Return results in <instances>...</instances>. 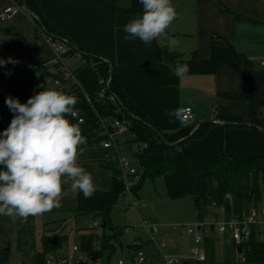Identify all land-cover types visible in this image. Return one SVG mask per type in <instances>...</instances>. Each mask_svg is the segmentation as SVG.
I'll return each instance as SVG.
<instances>
[{"label": "crops", "instance_id": "1", "mask_svg": "<svg viewBox=\"0 0 264 264\" xmlns=\"http://www.w3.org/2000/svg\"><path fill=\"white\" fill-rule=\"evenodd\" d=\"M115 2L121 9L130 7V0ZM172 4L177 16L166 34L177 39L173 44L166 45L158 39L146 45L139 38L125 39L124 26L136 16L111 15L95 0H40L44 18L70 45L68 64L75 78L64 88H57L53 84L57 74L51 65L53 50L44 36L37 35L25 0H0V13L5 9L13 13L8 22H0V47L22 38L24 53L42 66L35 73L29 72L34 69L21 74L0 70V107L7 105V97L19 98L25 87L35 86L41 91L46 87L64 91L76 85L102 100L101 77L95 62L100 58L117 73L127 96L159 132L171 134L185 128L187 125L172 113L191 107L197 118L193 131L202 123H212L204 136L189 141L193 148L208 157L225 155L238 161L264 157V131L252 125L254 119H264V0H172ZM228 46L245 60L222 66L214 74L187 73L177 77V64L166 60L167 52L177 55L180 64L194 55L208 60L213 48ZM228 118L241 122H228ZM127 134L133 138L131 132L121 137L123 151L133 146L137 149V145L126 144L131 139L125 138ZM78 163L91 173L97 187L103 191L111 189L117 167L113 153L99 145L86 146ZM77 204V192L69 182L64 185L61 206L50 212L29 216L27 222L0 216V264H46L53 256L45 255L43 238L56 235L67 238L60 254L68 253L72 245H79L86 253L103 252L101 224L93 230L89 229L91 224L81 225V221L91 217H78ZM142 219L136 209L127 211L122 206H116L113 213L114 223L122 228L137 225ZM165 227L170 253L189 254L169 241L170 228ZM214 236L216 230L208 239L215 241ZM136 237L145 238L143 233H131L112 241L116 252L111 258L126 251ZM90 242L96 245L93 249ZM217 242L231 248L228 239L219 238ZM146 251L153 261H161L154 245H147ZM234 252L237 259L241 258L235 247ZM103 254L108 260V252Z\"/></svg>", "mask_w": 264, "mask_h": 264}, {"label": "trees", "instance_id": "2", "mask_svg": "<svg viewBox=\"0 0 264 264\" xmlns=\"http://www.w3.org/2000/svg\"><path fill=\"white\" fill-rule=\"evenodd\" d=\"M95 2L111 15L125 13L139 17L143 12L139 0H130V7L127 9L119 8L115 0H95ZM25 3L28 10L32 12L38 36L46 34L63 38L44 18L40 9V0H25ZM24 44V40L18 38L17 41L3 48L0 47V54L24 53ZM30 60L34 71L29 72L35 73L41 70L42 66L39 62L33 58ZM166 60L167 63L176 65L178 56L167 52ZM240 60L245 59L234 47L228 46L226 48H213L211 58L208 60H201L194 55L190 61L181 64L188 65V73L190 74H214L222 66L231 65ZM95 62L101 79L110 80L108 96L113 95L115 99L97 100L93 97L94 104L90 105L83 92L76 85H73L63 92L77 98L78 103L74 112H78L80 116L84 117L85 123L80 124L78 119L72 115H69L68 119L81 127L82 134L87 138V146H96L99 142L97 133L100 131L98 116L114 117L116 116V106H120L124 114L133 122L131 128L133 138L126 144L142 147L141 150L135 152V158L138 160L142 171L141 183L135 189L137 199H139L138 191L146 180L154 181L157 178H162L170 199L180 200L186 197L193 199L199 221L205 220L221 208H224V215L227 218L231 214L240 215L243 211L258 206L263 201L264 157L238 161L225 155L208 157L202 154L193 148L189 141L204 136L212 126L211 122L200 124L196 131H193L196 124H190L175 133H162L169 143L180 141L175 146L165 144L158 136L157 129L149 118L127 96L117 73L111 70L109 64L100 58L95 59ZM40 91L41 89L36 86L25 87L18 99L21 103H26L31 96ZM13 115L7 105L0 107V133L9 126ZM135 117L138 119H134ZM227 120L232 123L241 122L236 118H228ZM252 125L264 129V119H254ZM144 145L147 147L143 148ZM118 175L119 172L116 168L111 189L103 191L95 185L96 191L89 199H85L82 193L77 192L76 214L78 217L86 216L99 220L98 222L104 230L102 249L103 252H108V259L116 252V248L111 242L119 241L123 235V228L117 226L113 221V213L123 190V184ZM66 242L67 238L62 236L44 237L45 255L53 257L60 255L59 251ZM211 245L212 239H207L208 258L212 255ZM241 258L245 262L264 264V242H260L256 236H253L248 243L243 245Z\"/></svg>", "mask_w": 264, "mask_h": 264}, {"label": "clouds", "instance_id": "3", "mask_svg": "<svg viewBox=\"0 0 264 264\" xmlns=\"http://www.w3.org/2000/svg\"><path fill=\"white\" fill-rule=\"evenodd\" d=\"M139 2L142 15L124 26L125 39L139 38L150 45L166 34L177 13L172 0ZM17 62L11 57L0 59V66ZM188 72L187 64L175 66L177 77ZM5 103L14 115L0 133V216L27 222L29 216L50 212L61 206L64 185L69 182L73 191L91 198L96 191L93 177L78 163L87 138L68 119L75 114L77 98L46 87L26 103L11 96ZM172 115L180 117L181 113L177 110Z\"/></svg>", "mask_w": 264, "mask_h": 264}, {"label": "built area", "instance_id": "4", "mask_svg": "<svg viewBox=\"0 0 264 264\" xmlns=\"http://www.w3.org/2000/svg\"><path fill=\"white\" fill-rule=\"evenodd\" d=\"M12 14L10 9L2 11L0 13V22H8ZM42 36L47 39L54 53L51 65L56 69L57 74L53 84L57 88H64L67 83L75 78L68 64L70 45L64 38H56L46 34ZM9 57L18 62L15 65L9 63L0 66V70L21 74L33 67L30 57L26 53L10 52L0 54V59L5 61ZM262 66L264 67V59ZM101 84V99L114 100L115 97L113 95L108 96L110 80L101 79ZM83 94L86 101L93 105L94 98L84 92ZM74 113L72 116L78 119L80 124H84L85 118L80 116L78 112ZM180 113L182 124L197 125L196 114L191 107L183 108ZM115 114L116 116L114 117L106 118L98 116L100 125V131L97 133L99 138L98 145L113 153L116 160V168L119 172L118 177L123 184V190L118 198L117 206H122L129 211L136 209L139 204L135 189L141 183L142 171L140 166L136 168L133 161L122 154L123 146L120 139L125 133L131 132L133 122L124 114L119 105L116 106ZM134 119L138 118L135 117ZM146 147L144 145L143 148ZM141 149L142 147L138 146L136 150ZM224 212V208H221L205 220L188 224L185 227L186 234L192 238V246L187 255L168 252V241L165 238L166 227L151 219H142L137 225L123 226V234L143 233L145 238L136 237L132 243L127 245L126 251H123L120 256H116L114 259L110 258L107 260L101 250L86 253L79 245H72L68 253L50 257L46 264H203L208 260L206 240L213 230H216L219 238L228 239V241L232 242L236 251L248 243L253 236H256L260 242H264V206L251 207L240 215L231 214L229 218L224 215ZM220 215L223 218H220ZM99 227L100 223L96 221L89 226V229L93 230ZM172 228L176 231L179 225H173ZM147 245H154L161 259L160 262H155L148 256Z\"/></svg>", "mask_w": 264, "mask_h": 264}, {"label": "rangeland", "instance_id": "5", "mask_svg": "<svg viewBox=\"0 0 264 264\" xmlns=\"http://www.w3.org/2000/svg\"><path fill=\"white\" fill-rule=\"evenodd\" d=\"M125 138H131L130 134H127ZM130 148L132 149L127 148L122 154L123 156H128L136 168H138L139 162L135 158L136 147L133 146ZM138 196L139 204L136 206V210L140 218L151 219L161 225L167 226V228H170L168 227L169 225H179L176 231H173L172 228L168 229V239L172 244L177 245L179 250L189 252L191 237L186 234L185 227L188 224H193L198 221L197 209L193 199L190 197L180 200L170 199L162 178H157L154 181L146 180L142 188L138 191ZM261 206H264V198L258 204V207ZM220 218H223V216L220 215ZM94 222H96L94 219L86 218L81 221V225H93ZM213 239L215 241L212 240V255L208 259V262L203 264H253L245 262L242 258L237 259L232 242L231 248L227 249L223 246L222 242H217L219 239L217 236H214ZM76 244H80L79 241H76ZM89 245L92 249L96 246L91 242ZM167 251L170 252L169 249Z\"/></svg>", "mask_w": 264, "mask_h": 264}, {"label": "water", "instance_id": "6", "mask_svg": "<svg viewBox=\"0 0 264 264\" xmlns=\"http://www.w3.org/2000/svg\"><path fill=\"white\" fill-rule=\"evenodd\" d=\"M25 9L27 10L26 7H25ZM27 12H28L30 15H32V12H30V11H28V10H27ZM160 39H161V42H162V43H164V44L167 45L168 43L173 44L177 38H173V39H171L167 34H165V35H164L163 37H161ZM110 69H111V67H110ZM121 105H122V104H121ZM230 124H231V123H230ZM260 129L264 131L263 128H260ZM156 132H157L158 136L160 137V139H162V141H163L165 144L169 145V146H175V145H177V144L180 142V141H179L178 143H169V142L167 141V139L163 136L162 133H160L158 130H156ZM241 250H242L241 247L238 248V253H239V254L241 253Z\"/></svg>", "mask_w": 264, "mask_h": 264}]
</instances>
